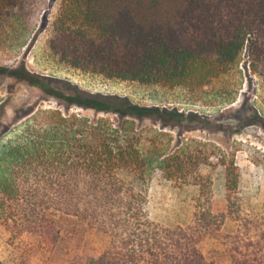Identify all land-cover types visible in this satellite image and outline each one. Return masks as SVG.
Listing matches in <instances>:
<instances>
[{"label":"trees","instance_id":"trees-1","mask_svg":"<svg viewBox=\"0 0 264 264\" xmlns=\"http://www.w3.org/2000/svg\"><path fill=\"white\" fill-rule=\"evenodd\" d=\"M23 1L0 0V29ZM54 27L50 48L61 62L107 79L195 92L229 74L246 51L264 80V0H62ZM45 92L81 108L120 112L113 97ZM120 102L124 118L186 120L178 110ZM56 134V145L12 153L10 178L0 182V224L14 238H41L55 264H264V213L244 205L235 162L224 173L226 210L214 209L210 183L193 174L187 184L199 193L191 214L185 224L167 226L151 218L146 182L152 165L166 179L186 182L181 153L153 157L133 130L108 124L74 120ZM58 214L109 236L108 248L96 255L82 239L65 237ZM227 220L237 223L222 238L227 262L209 261L200 244Z\"/></svg>","mask_w":264,"mask_h":264},{"label":"rangeland","instance_id":"rangeland-1","mask_svg":"<svg viewBox=\"0 0 264 264\" xmlns=\"http://www.w3.org/2000/svg\"><path fill=\"white\" fill-rule=\"evenodd\" d=\"M62 0H24L0 29V182L9 180L12 153H31L37 145H56L61 126L74 120L88 126L108 124L127 128L141 141L140 149L151 156L181 155L187 180L166 179L156 165L149 168L146 182L152 220L172 226L185 224L199 187L193 174L210 183L214 209L226 210L224 173L232 162L241 170L240 183L246 208L264 213V80L261 70L250 66L245 51L239 64L226 76L202 90H169L107 79L76 70L52 53L50 41ZM39 85V86H37ZM64 97L77 91L103 98L113 97L112 109L98 112L71 104ZM141 108L178 110L186 120L155 116L122 117L125 102ZM120 102V103H118ZM148 155V156H149ZM224 162V164H223ZM194 175V176H195ZM65 237L82 239L93 254L109 246L106 234L60 214ZM237 223L227 220L218 233L200 244L209 261L226 263L222 238L234 232ZM0 261L3 264H55L51 247L32 233L14 238L0 224ZM145 264V263H141Z\"/></svg>","mask_w":264,"mask_h":264}]
</instances>
